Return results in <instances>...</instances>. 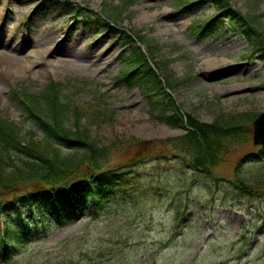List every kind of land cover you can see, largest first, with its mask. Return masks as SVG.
<instances>
[{
    "label": "rangeland",
    "instance_id": "1",
    "mask_svg": "<svg viewBox=\"0 0 264 264\" xmlns=\"http://www.w3.org/2000/svg\"><path fill=\"white\" fill-rule=\"evenodd\" d=\"M178 1L0 0V114L17 125L24 143L38 141L40 133L10 92L39 95L50 80L63 84L60 98L78 112L79 126L90 128L96 142L118 148L122 161L187 133L160 123L138 89L128 91L117 81L129 50L124 35L141 38L138 48L172 83L183 114L207 124L234 118L243 126L225 142L230 152L214 170L216 184L190 169L171 168L184 166L178 160L162 170L148 163L147 178L103 199L98 212L93 200L75 207L74 219L62 227L46 209H32L26 197L34 187H23L24 197L2 203L0 264H264V194L239 195L238 189L258 180L245 173L257 169L251 162L260 157L253 120L264 111V58L251 55L248 39L228 24L197 33L198 24L215 15L212 0H186L195 2L186 9ZM229 1L246 27L264 36V0ZM98 104L103 119L93 116ZM11 220L22 224L10 229ZM24 232L26 242L19 243ZM102 251L110 261L96 259Z\"/></svg>",
    "mask_w": 264,
    "mask_h": 264
},
{
    "label": "trees",
    "instance_id": "2",
    "mask_svg": "<svg viewBox=\"0 0 264 264\" xmlns=\"http://www.w3.org/2000/svg\"><path fill=\"white\" fill-rule=\"evenodd\" d=\"M213 1L221 15L229 20L245 22L226 0ZM257 36L258 44L252 42V46H258L256 50L261 51L264 57V40ZM126 63L129 70L126 78H133L128 83L129 86L139 87L154 111L161 108L160 105L166 100L171 101V108H163V121L175 128L184 124V116L162 87L159 77L142 52L134 50V55ZM168 84L171 87L170 81ZM57 88L58 86L50 84L39 97L35 96L27 102L19 100L22 109L36 120L42 121L39 117L45 114L46 120L41 127L45 134L42 143L22 144L16 127L0 119V199L9 196L17 198L19 186L32 183L37 189L35 198H32L33 203H52L55 211L61 213L63 207L69 209L91 194L99 198L117 187L128 185L127 175L135 170H132L133 163L114 166L116 158L110 147L94 141L89 130L68 126L69 110L59 101V95L55 91ZM150 94L154 98L149 97ZM186 116L189 127L187 134L170 140V143L177 152L185 155L196 172H206V176L215 179L211 170L216 167L218 157L222 154V143L237 136L241 131V124L231 118H220L213 124H204L192 115ZM65 149L74 151L75 157L65 156ZM262 152L264 154V148ZM135 164L140 167L144 163L137 161ZM261 165L263 166L253 174L258 179L254 186L239 187L243 193H264V184L259 180L264 178V159Z\"/></svg>",
    "mask_w": 264,
    "mask_h": 264
},
{
    "label": "water",
    "instance_id": "3",
    "mask_svg": "<svg viewBox=\"0 0 264 264\" xmlns=\"http://www.w3.org/2000/svg\"><path fill=\"white\" fill-rule=\"evenodd\" d=\"M255 125H256L255 142L256 144H264V114L257 119Z\"/></svg>",
    "mask_w": 264,
    "mask_h": 264
},
{
    "label": "bare ground",
    "instance_id": "4",
    "mask_svg": "<svg viewBox=\"0 0 264 264\" xmlns=\"http://www.w3.org/2000/svg\"><path fill=\"white\" fill-rule=\"evenodd\" d=\"M57 52V50H55V52L53 51L52 52V50H48V52H47V54H53V53H56ZM104 55H111V54H109L108 52H107V50L105 51V54ZM51 56V55H50ZM104 58V57H103ZM103 60H101V62H102ZM38 66H40V65H42L43 64V62H35ZM64 64H67V63H64Z\"/></svg>",
    "mask_w": 264,
    "mask_h": 264
}]
</instances>
